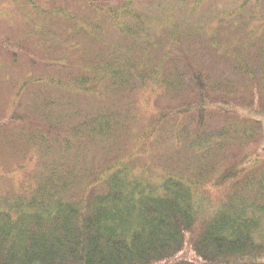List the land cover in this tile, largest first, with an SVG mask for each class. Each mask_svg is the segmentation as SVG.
I'll use <instances>...</instances> for the list:
<instances>
[{
	"label": "trees",
	"instance_id": "1",
	"mask_svg": "<svg viewBox=\"0 0 264 264\" xmlns=\"http://www.w3.org/2000/svg\"><path fill=\"white\" fill-rule=\"evenodd\" d=\"M14 1L0 264H264V0Z\"/></svg>",
	"mask_w": 264,
	"mask_h": 264
},
{
	"label": "rangeland",
	"instance_id": "2",
	"mask_svg": "<svg viewBox=\"0 0 264 264\" xmlns=\"http://www.w3.org/2000/svg\"><path fill=\"white\" fill-rule=\"evenodd\" d=\"M17 4V5H16ZM48 3L43 2L41 4L42 8H47ZM83 7V6H81ZM64 12L68 15L72 14L78 18H81L86 11L83 8L77 12L76 8L71 6L68 8L64 7ZM27 8L21 5L20 2L15 3L14 0H0V34L7 31H14V34H20L22 30V18L24 13L26 14ZM22 74L16 71L15 75ZM1 77V75H0ZM254 118L261 124L263 129L262 139L259 144L258 150L252 155V159L257 161H264V114L256 115L253 114Z\"/></svg>",
	"mask_w": 264,
	"mask_h": 264
}]
</instances>
